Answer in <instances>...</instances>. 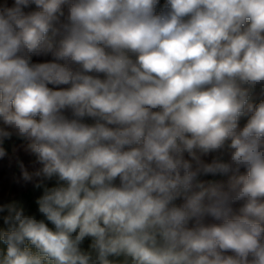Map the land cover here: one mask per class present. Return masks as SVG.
Instances as JSON below:
<instances>
[{
    "label": "clouds",
    "instance_id": "1",
    "mask_svg": "<svg viewBox=\"0 0 264 264\" xmlns=\"http://www.w3.org/2000/svg\"><path fill=\"white\" fill-rule=\"evenodd\" d=\"M159 4L0 5V264H264V0Z\"/></svg>",
    "mask_w": 264,
    "mask_h": 264
},
{
    "label": "crops",
    "instance_id": "2",
    "mask_svg": "<svg viewBox=\"0 0 264 264\" xmlns=\"http://www.w3.org/2000/svg\"><path fill=\"white\" fill-rule=\"evenodd\" d=\"M7 3L11 6L14 0H0V5ZM165 3V0H160L158 5V11L161 6ZM35 6H32L34 10ZM67 11V9H65ZM51 59L48 57H33L34 61H43ZM5 149L6 155L0 158V203L16 198L20 194L34 187L32 183H25L22 177L21 164L25 170L29 172H34L40 165L36 163L35 157L28 151V141L13 135L10 139H5L3 144L0 145ZM214 154L203 157L206 161H210ZM205 181H211L216 183H227L228 177L226 176H216V177H203ZM55 182L46 181V183Z\"/></svg>",
    "mask_w": 264,
    "mask_h": 264
},
{
    "label": "trees",
    "instance_id": "3",
    "mask_svg": "<svg viewBox=\"0 0 264 264\" xmlns=\"http://www.w3.org/2000/svg\"><path fill=\"white\" fill-rule=\"evenodd\" d=\"M55 182L47 183L48 186H52ZM43 189H36L34 187L30 188L29 190L25 191L24 193L20 194L16 198L11 200L4 201L2 203L16 201L21 204L28 213H36L37 205L35 200L42 195ZM5 227L3 225V221L0 220V228Z\"/></svg>",
    "mask_w": 264,
    "mask_h": 264
},
{
    "label": "built area",
    "instance_id": "4",
    "mask_svg": "<svg viewBox=\"0 0 264 264\" xmlns=\"http://www.w3.org/2000/svg\"><path fill=\"white\" fill-rule=\"evenodd\" d=\"M161 7H162V6H161ZM161 7H160V8H161ZM159 10H160V9H159ZM88 122H91V121H88Z\"/></svg>",
    "mask_w": 264,
    "mask_h": 264
}]
</instances>
